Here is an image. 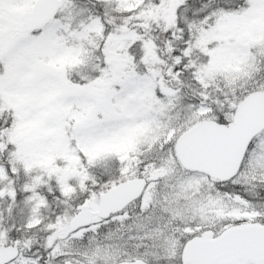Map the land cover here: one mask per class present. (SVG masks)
Instances as JSON below:
<instances>
[{
  "label": "snow or ice",
  "instance_id": "snow-or-ice-1",
  "mask_svg": "<svg viewBox=\"0 0 264 264\" xmlns=\"http://www.w3.org/2000/svg\"><path fill=\"white\" fill-rule=\"evenodd\" d=\"M0 264H264V0H0Z\"/></svg>",
  "mask_w": 264,
  "mask_h": 264
}]
</instances>
